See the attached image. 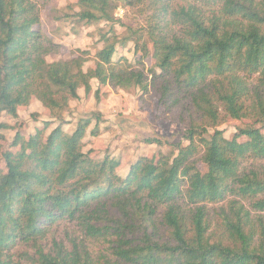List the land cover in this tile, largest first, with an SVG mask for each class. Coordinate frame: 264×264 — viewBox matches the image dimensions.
<instances>
[{
    "label": "trees",
    "instance_id": "16d2710c",
    "mask_svg": "<svg viewBox=\"0 0 264 264\" xmlns=\"http://www.w3.org/2000/svg\"><path fill=\"white\" fill-rule=\"evenodd\" d=\"M49 2L0 0V114L16 120L0 122V264H264V0H75L64 17L110 25L86 70L84 51L46 60L60 50L40 28ZM119 5L145 16L129 35L113 29ZM128 41L137 67L153 59L147 73L114 58ZM93 80L97 103L108 85L151 87L165 111L179 106L188 120L176 153L139 156L122 175L119 156L85 148L101 113L64 130ZM33 98L49 120L25 136L18 112ZM226 118L252 122L227 138Z\"/></svg>",
    "mask_w": 264,
    "mask_h": 264
},
{
    "label": "rangeland",
    "instance_id": "374dc122",
    "mask_svg": "<svg viewBox=\"0 0 264 264\" xmlns=\"http://www.w3.org/2000/svg\"><path fill=\"white\" fill-rule=\"evenodd\" d=\"M75 0H50L49 4L41 10L40 28L55 42L60 45L58 54H51L46 57L49 62L68 60L81 53L86 61L83 69L93 68L95 66V53L103 47L104 41L102 34L107 33L109 23L98 22L93 25L76 23L72 17H64L74 10ZM115 19L119 23L113 24V29L117 35H129L127 25L132 28H139L144 24L145 16L137 10L118 6L115 10ZM119 56L127 58L135 68H142L147 73L148 68L154 63L150 56L143 57L142 64L138 65L137 60L141 56L137 53L135 56L134 45L131 41L124 46L117 47L114 58ZM97 88L96 81H92V91L85 96L83 90H80L81 96L76 100L69 102V107L63 113V128L67 132L75 126L80 118H91L93 113H101L99 130L96 135L89 132L83 139L85 148H94L96 154L103 155L104 152L119 156L122 160L118 173L124 175L129 164L139 156H152L158 153L175 154L173 144L180 140L183 130L187 128L186 121L188 117L181 116V108L174 106L170 111L164 110L157 102V95L151 87L146 93L138 88L122 90L111 86L101 88L100 102L95 101L93 91ZM183 114V112H182ZM17 126L20 132L28 136L35 127H41L44 121L49 120V112L40 101L33 98L28 106L20 108L18 113ZM0 122L13 125L16 120L1 113ZM252 119L245 118L233 120L226 118L217 128L223 130L224 136L231 138L238 128L245 127L251 123ZM58 123L54 120L49 128ZM94 120L89 127L92 128ZM49 130V129H48ZM264 133V126L262 127ZM2 149L10 148L9 144L14 136L13 128L3 129ZM147 138H155L160 144L145 142ZM242 137L240 140H244ZM16 149V148H13ZM5 170L3 162L0 163V172ZM210 217L212 227L210 229L211 237L218 236L222 231L217 223V218Z\"/></svg>",
    "mask_w": 264,
    "mask_h": 264
},
{
    "label": "crops",
    "instance_id": "0c3cea01",
    "mask_svg": "<svg viewBox=\"0 0 264 264\" xmlns=\"http://www.w3.org/2000/svg\"><path fill=\"white\" fill-rule=\"evenodd\" d=\"M80 96H81V93L79 92V98H80ZM19 112H20V111H19ZM19 112H18V113H19Z\"/></svg>",
    "mask_w": 264,
    "mask_h": 264
}]
</instances>
